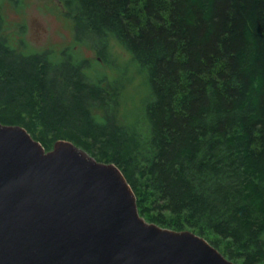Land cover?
Instances as JSON below:
<instances>
[{
	"label": "trees",
	"instance_id": "16d2710c",
	"mask_svg": "<svg viewBox=\"0 0 264 264\" xmlns=\"http://www.w3.org/2000/svg\"><path fill=\"white\" fill-rule=\"evenodd\" d=\"M65 3L99 59L26 53L0 36V121L47 150L65 139L116 163L147 221L264 264V0ZM110 37L146 76L144 136L117 123L121 84L94 70Z\"/></svg>",
	"mask_w": 264,
	"mask_h": 264
},
{
	"label": "water",
	"instance_id": "95a60500",
	"mask_svg": "<svg viewBox=\"0 0 264 264\" xmlns=\"http://www.w3.org/2000/svg\"><path fill=\"white\" fill-rule=\"evenodd\" d=\"M0 264H237L205 237L140 215L114 162L74 142L47 150L0 121Z\"/></svg>",
	"mask_w": 264,
	"mask_h": 264
},
{
	"label": "rangeland",
	"instance_id": "374dc122",
	"mask_svg": "<svg viewBox=\"0 0 264 264\" xmlns=\"http://www.w3.org/2000/svg\"><path fill=\"white\" fill-rule=\"evenodd\" d=\"M65 1L0 0V14L4 20L0 36L9 37L12 45L26 53L48 49L60 57L61 52L67 49L74 58H88L95 62L99 59L95 48L75 38L73 9ZM105 58L99 60L100 64L95 63L97 69L94 67V70H101L110 80L121 84L117 123L130 129L134 127L146 135L144 103L150 97V89L145 74L139 71L131 53L115 37L109 39Z\"/></svg>",
	"mask_w": 264,
	"mask_h": 264
}]
</instances>
